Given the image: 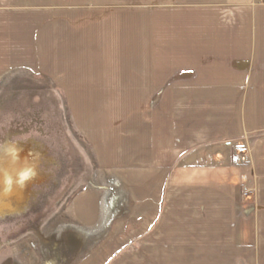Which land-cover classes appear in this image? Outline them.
<instances>
[{"label":"crops","instance_id":"0c3cea01","mask_svg":"<svg viewBox=\"0 0 264 264\" xmlns=\"http://www.w3.org/2000/svg\"><path fill=\"white\" fill-rule=\"evenodd\" d=\"M140 2L0 0V80L54 82L115 181L129 225L99 258L264 264V2Z\"/></svg>","mask_w":264,"mask_h":264},{"label":"rangeland","instance_id":"374dc122","mask_svg":"<svg viewBox=\"0 0 264 264\" xmlns=\"http://www.w3.org/2000/svg\"><path fill=\"white\" fill-rule=\"evenodd\" d=\"M114 182L54 82L23 70L0 80V264H110L96 244L113 237L96 235L129 225Z\"/></svg>","mask_w":264,"mask_h":264},{"label":"built area","instance_id":"2783aa9c","mask_svg":"<svg viewBox=\"0 0 264 264\" xmlns=\"http://www.w3.org/2000/svg\"><path fill=\"white\" fill-rule=\"evenodd\" d=\"M257 3H263L264 0H256ZM235 164L238 167L244 168L252 163V150L249 146H241L235 153ZM242 194L245 198L250 199L255 195L253 186H244Z\"/></svg>","mask_w":264,"mask_h":264}]
</instances>
